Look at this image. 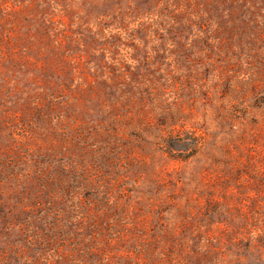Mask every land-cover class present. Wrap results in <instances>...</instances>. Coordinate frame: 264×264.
I'll list each match as a JSON object with an SVG mask.
<instances>
[{"label":"rangeland","instance_id":"rangeland-1","mask_svg":"<svg viewBox=\"0 0 264 264\" xmlns=\"http://www.w3.org/2000/svg\"><path fill=\"white\" fill-rule=\"evenodd\" d=\"M0 264H264V0H0Z\"/></svg>","mask_w":264,"mask_h":264}]
</instances>
